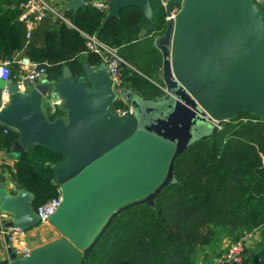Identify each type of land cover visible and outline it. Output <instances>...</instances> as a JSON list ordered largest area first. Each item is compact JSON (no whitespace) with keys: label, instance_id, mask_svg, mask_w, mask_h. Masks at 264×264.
<instances>
[{"label":"water","instance_id":"obj_1","mask_svg":"<svg viewBox=\"0 0 264 264\" xmlns=\"http://www.w3.org/2000/svg\"><path fill=\"white\" fill-rule=\"evenodd\" d=\"M94 0H71L66 10L78 11ZM112 4L104 21L119 18L124 7L140 8L145 25L135 41L153 26V0H99ZM169 10L182 2L175 23L170 22L159 49L178 92L176 136L145 125L142 103L132 90L120 93L104 65H85L78 80L69 67L54 90L64 100L63 117L51 121L44 109L50 89L47 77L35 87L25 81L22 91L13 79H0V124L19 133L11 157L42 146L57 153L52 165L62 204L50 223L61 238L34 249L24 258L11 253L0 264H85L113 221L131 206L149 202L172 181L174 165L192 142L190 115L213 128L240 113L264 119V10L258 0H160ZM163 65V66H164ZM8 87L4 104L2 90ZM165 93V92H164ZM134 111L118 114L119 99ZM150 102V99H140ZM159 100V99H157ZM156 101V100H154ZM199 128L194 129L198 134ZM190 132L187 137V133ZM186 137L187 142H184ZM16 196L0 188V203L13 215L10 225L27 232L40 226L32 207L34 196L21 186Z\"/></svg>","mask_w":264,"mask_h":264},{"label":"trees","instance_id":"obj_2","mask_svg":"<svg viewBox=\"0 0 264 264\" xmlns=\"http://www.w3.org/2000/svg\"><path fill=\"white\" fill-rule=\"evenodd\" d=\"M27 1L0 0L1 59L23 53L46 66L48 81H61L65 67L78 80L86 64H102L98 55L87 52L84 32L96 35L120 53L125 51L127 90L140 99L157 100L163 95L164 82L138 73L133 65L140 54H130V49L147 42L151 74L161 76L164 56L154 42L166 32L167 12L160 0L152 1L153 26L138 41L135 37L145 25L139 7H124L119 18L105 24L107 13L87 3L76 12H64L69 23L56 18L53 26L44 27L42 45L36 32L27 45L24 25L18 21L19 6ZM258 6L264 10V2ZM112 110L126 111L128 105L116 101ZM65 114L58 108L48 117L54 121ZM221 126L185 147L175 162L173 181L153 200L126 208L91 250L85 264H215L228 245L246 233L258 234L255 241L259 247L254 256L246 257L247 251L242 264H264V119L243 112ZM7 128L0 125V150L11 151L19 133L10 130L4 134ZM59 161L57 153L42 146L17 159L13 178L34 196V210L59 195L52 169ZM205 249L210 253L200 260L198 253Z\"/></svg>","mask_w":264,"mask_h":264},{"label":"built area","instance_id":"obj_3","mask_svg":"<svg viewBox=\"0 0 264 264\" xmlns=\"http://www.w3.org/2000/svg\"><path fill=\"white\" fill-rule=\"evenodd\" d=\"M65 3L71 0H62ZM97 9L106 12L107 14L112 8V4L107 1L94 0L90 2ZM166 9L167 27L170 22L175 23L177 17L182 10V2L174 3L170 9H167V3H163ZM21 9V22L25 28V40L28 45L34 35V32L48 16L52 15L60 18L64 21L67 19L64 15L51 4V0H28L20 5ZM82 36L86 40L87 52L94 53L101 58L102 65H104L108 71V74L112 78L120 93L126 91L124 82V65L128 63L120 56L119 49L112 47L107 43L102 42L96 35H90L82 32ZM16 66L20 72L19 75L13 77V67ZM47 68L33 61L28 56L18 53L13 58L1 59L0 58V79L8 81L13 79L15 84L20 90H25V81L29 80L35 87L42 85L44 77L47 75ZM51 86L45 95V99L48 101L50 107L54 112L58 108H62L64 100L59 96L58 92L54 90L56 82H48ZM10 93L8 87L2 90V100L6 104L9 101ZM126 104L124 99H119ZM128 110H117L118 114H124L127 111H134L132 104H127ZM213 124V128L222 129L221 123L210 119L209 116L205 117ZM11 128L4 129V134H8ZM62 204V195L59 191V195L50 199L43 205L37 207L34 211L39 219L40 225L50 223L51 218L58 212ZM13 221V215L4 211L0 203V260H6L10 258L11 253L16 254L17 258H24L31 254L34 250L26 239V232L21 228L14 225H10ZM255 235V236H254ZM257 237L258 234L246 233L237 242H233L228 245L225 252L216 259V264H242L244 256L249 249V243L251 238ZM256 240V239H255Z\"/></svg>","mask_w":264,"mask_h":264},{"label":"rangeland","instance_id":"obj_4","mask_svg":"<svg viewBox=\"0 0 264 264\" xmlns=\"http://www.w3.org/2000/svg\"><path fill=\"white\" fill-rule=\"evenodd\" d=\"M149 50V44L147 42H142L140 43L139 46L130 49V54L131 55H139L135 59L133 67L137 70L138 73H141L143 76L149 75L154 81L165 85L166 92L164 93L165 95L161 96L159 100L155 102H150V103H143V100H140V103H142V111L144 113L145 117V125L153 130H156L158 132L163 131V132H169L171 136H176L178 132V122L175 120V118L186 122V119L184 114H177L176 112V104L172 102H177L174 98V95L178 92V88L176 85L173 84V82L170 80L167 67L164 65L162 70H161V76L160 75H153L151 74V69L148 66V57L149 53L147 52ZM139 53V54H138ZM120 56L125 54V51L119 50ZM147 60V64L146 61ZM132 62V61H131ZM149 78V77H148ZM163 79V81H162ZM172 96V97H171ZM48 101L44 99V109L46 110L47 108ZM174 106V107H173ZM171 111L172 113H169ZM174 114H176V117L174 118ZM213 128L210 127H204L200 128L199 131L197 132L198 134H194V131L191 133V141L206 137L211 133ZM190 132L187 133V137L189 136ZM184 142H187L186 137H184ZM31 231V230H30ZM30 231H27L26 234L28 235L29 239H32L33 242H39L40 244L43 243H50L55 240H58L61 237V234L52 226L51 223L45 224V225H40L34 234V237H31L29 234ZM255 236V235H254ZM252 236L250 243H249V249L247 252L246 257L254 256L256 252H258V244L257 241H255V237ZM210 253V250L205 249L201 250L198 253V258L200 260H203L207 254ZM216 264V262H215Z\"/></svg>","mask_w":264,"mask_h":264},{"label":"crops","instance_id":"obj_5","mask_svg":"<svg viewBox=\"0 0 264 264\" xmlns=\"http://www.w3.org/2000/svg\"><path fill=\"white\" fill-rule=\"evenodd\" d=\"M259 3H263L264 0H258ZM23 4V3H22ZM51 4L57 8L63 15H64V12H63V7H64V2L62 0H51ZM1 5V4H0ZM5 7V6H3ZM20 7V6H19ZM21 11V9H20ZM21 14L18 18V21L20 23L21 20ZM56 18L55 16H52V15H48L42 23H40V25L38 26V28L36 29V33H37V41H38V44L39 45H42L43 44V35H42V31L44 29V27H46L47 25L48 26H53L56 22ZM66 22L69 23V21L67 20ZM23 24V23H22ZM24 25V24H23ZM161 38V37H160ZM160 38H157L154 42V45L157 46L158 48L159 45L161 44L162 40ZM33 39V38H32ZM32 41V40H31ZM18 54V53H17ZM23 54V53H22ZM102 63V62H101ZM86 65H89L93 68H98L96 66H92L90 64H86ZM102 65V64H101ZM164 65V63H163ZM163 68V66H162ZM162 70V69H161ZM13 77L17 76L20 74L21 71L18 70V68L16 66L13 67ZM163 80V79H162ZM164 82V81H163ZM43 85V84H42ZM164 92H166V89H164ZM163 95H165L163 93ZM162 95V96H163ZM172 97V96H171ZM174 98V97H172ZM159 99V98H158ZM176 99V98H174ZM157 101V100H156ZM150 102H155L154 100L153 101H150ZM150 102H146V103H150ZM174 104L177 105L176 102H172ZM174 107V106H173ZM46 113L47 114H54V110L50 107L49 103L47 104V108H46ZM169 113H172L171 111H169ZM190 120L192 121V131H194V129H197V128H204V127H208L207 124H205L203 122V120L197 118L196 116L194 115H190ZM1 125V124H0ZM12 131H14L13 129H11ZM12 150V149H11ZM11 151H6V150H0V188H6V190L12 195V196H16L17 195V192H16V187L17 186H20L18 185L14 178H13V175L15 174L16 172V163H17V159L16 158H12L11 155H10ZM38 227L37 228H34L32 229L29 234L31 235V237H34V234L36 233ZM28 235L26 234V239L28 241V243L33 247V249H36V248H39L41 246H44L46 245L47 243H43V244H40L39 242H33L32 239H29V237H27ZM258 237V236H257ZM257 237H255V239H257ZM61 238V237H60Z\"/></svg>","mask_w":264,"mask_h":264},{"label":"flooded vegetation","instance_id":"obj_6","mask_svg":"<svg viewBox=\"0 0 264 264\" xmlns=\"http://www.w3.org/2000/svg\"><path fill=\"white\" fill-rule=\"evenodd\" d=\"M137 97V99H140V98H138V96H136Z\"/></svg>","mask_w":264,"mask_h":264}]
</instances>
